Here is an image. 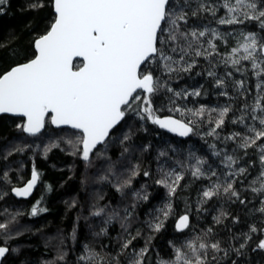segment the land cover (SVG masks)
<instances>
[{
  "label": "snow or ice",
  "instance_id": "obj_1",
  "mask_svg": "<svg viewBox=\"0 0 264 264\" xmlns=\"http://www.w3.org/2000/svg\"><path fill=\"white\" fill-rule=\"evenodd\" d=\"M21 11L23 35L0 41V125L15 131L0 136V264H264V0ZM56 151L101 187L64 201L70 231L41 251L19 218L49 211L24 202Z\"/></svg>",
  "mask_w": 264,
  "mask_h": 264
},
{
  "label": "trees",
  "instance_id": "obj_2",
  "mask_svg": "<svg viewBox=\"0 0 264 264\" xmlns=\"http://www.w3.org/2000/svg\"><path fill=\"white\" fill-rule=\"evenodd\" d=\"M25 4V0H11V11L5 16H0V41L7 40L12 33L23 35L25 29L24 25L31 22L30 15L27 12H22L21 8ZM15 131L7 125H0V136H13ZM30 168V165L28 166ZM38 167L43 173L42 181L37 185L34 194L29 201L24 202V206L28 207L31 203H35L40 197L44 196V204L49 208V211L39 217L29 219L27 216L20 217L19 223L21 225H29L33 232L40 229L35 235L28 232L22 237L23 240H28L31 237V243L42 248V237L44 235H54L59 229H64L65 232L70 231L71 225L75 219V213L78 209H67L64 201H71L76 198L81 204H85L92 193V189L101 187L100 185H93L89 179L87 188L81 183L85 179V168L83 164L74 160L64 153L56 151L50 154L48 160H39ZM72 168V171H69ZM95 169L88 170V174L94 172ZM72 178L69 179L68 177ZM28 177L25 176V179ZM51 184L54 191L47 193L44 185ZM107 195L105 200L110 197H116L114 190L105 188ZM189 193H186L188 195ZM194 199V192L190 193ZM0 203V206H2ZM178 203V210H182L183 203ZM31 252V250H29ZM32 255H39L38 252H32Z\"/></svg>",
  "mask_w": 264,
  "mask_h": 264
},
{
  "label": "water",
  "instance_id": "obj_3",
  "mask_svg": "<svg viewBox=\"0 0 264 264\" xmlns=\"http://www.w3.org/2000/svg\"><path fill=\"white\" fill-rule=\"evenodd\" d=\"M34 192H35V190H34ZM34 192H33V194H34ZM30 198H31V197H30ZM30 198H29V199H30Z\"/></svg>",
  "mask_w": 264,
  "mask_h": 264
},
{
  "label": "rangeland",
  "instance_id": "obj_4",
  "mask_svg": "<svg viewBox=\"0 0 264 264\" xmlns=\"http://www.w3.org/2000/svg\"><path fill=\"white\" fill-rule=\"evenodd\" d=\"M1 203V202H0Z\"/></svg>",
  "mask_w": 264,
  "mask_h": 264
}]
</instances>
